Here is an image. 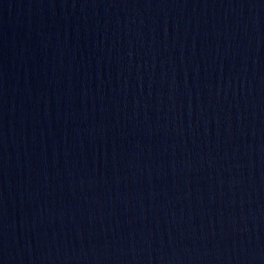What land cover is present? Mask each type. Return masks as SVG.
<instances>
[{"label": "water", "instance_id": "obj_1", "mask_svg": "<svg viewBox=\"0 0 264 264\" xmlns=\"http://www.w3.org/2000/svg\"><path fill=\"white\" fill-rule=\"evenodd\" d=\"M0 264H264V0H0Z\"/></svg>", "mask_w": 264, "mask_h": 264}]
</instances>
